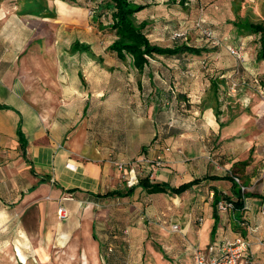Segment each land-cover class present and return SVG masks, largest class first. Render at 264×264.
Segmentation results:
<instances>
[{
    "label": "rangeland",
    "instance_id": "rangeland-1",
    "mask_svg": "<svg viewBox=\"0 0 264 264\" xmlns=\"http://www.w3.org/2000/svg\"><path fill=\"white\" fill-rule=\"evenodd\" d=\"M56 1H50L53 10L56 9ZM140 1L156 6L153 10L157 15L148 21L149 25L145 29L153 44L161 47L190 45L206 49L200 56L184 54L179 59L157 58L153 60L157 62L151 64V70L154 71L166 69L180 73L182 79L178 87L187 91L185 96L181 95L172 101L167 96L154 94L155 91L152 89L155 86H150L147 75L150 66L146 69V73L144 72L146 75L140 74L133 64L129 65V58L121 62L116 54L107 51V46L114 40V34L98 30V25H94L91 18L101 0H78L85 8L84 23L85 28L89 30L88 33L82 28H74L57 16L47 21L41 18L34 19L30 23V26L36 28L34 40L40 38L52 42L59 41V45L57 42L58 48L54 49V52L52 49L51 53L37 47L29 48L27 53L23 54L21 62L16 67H18L17 76L25 82L27 93L31 94L32 98L37 94L35 96L38 102L44 104L46 92L59 93L60 70L67 72L69 88L77 82V72H80V80L77 82L79 87L93 90L94 95L100 93L99 96H94L98 97V101L88 111V118L91 119L89 129L94 137L106 139L112 135L129 155L135 154L141 143H146L145 146L147 145L148 148L159 146L160 154L173 152L180 155V161L188 165L186 171L190 169L192 171L194 167L191 164L193 161L189 160L191 156L189 152H179L177 146L173 144H163L162 147L160 137L152 141L150 139L154 137L158 124L161 127L160 123L165 133V127L174 126L173 128L179 130V134H186L187 137L201 136L203 117L201 113L195 116L197 109L195 110L193 101L200 106L215 103L213 88L211 90L208 87L209 77L217 76L220 78L219 81H223V87L227 89L226 93H220L221 98H230L234 101L231 112L234 110L242 114V124L236 134L229 135L221 143L218 141L210 143L207 138L204 139V145L211 153L210 160L207 163L199 161L194 169L234 174L241 178V184L247 186L246 192L264 197V62L257 61L259 50L257 37L238 35L233 25L235 21L247 20L260 23L264 19V0H187L185 5L175 0ZM200 19L204 20L206 27L212 30L214 37H207L197 28L196 23ZM64 25L67 26L65 29ZM82 31H85V35ZM95 31L98 35L96 41L93 33ZM177 34L181 37L175 36ZM78 38L84 44H87L86 42L92 44L99 58L93 55L95 57L92 59L87 52L72 54L71 47H65ZM189 94L196 97L190 98ZM190 99L192 102H188ZM39 107L43 109L44 106L41 104ZM39 114H43L42 111H39ZM53 114L56 117L58 115V113ZM68 114L73 121L79 117V112L76 110H71ZM160 135L162 136V131ZM139 142L140 144H137ZM223 151L226 153L221 154ZM185 153L189 159H186ZM140 154L142 155V152ZM163 163L164 161L162 165ZM12 174V171H0V198L7 207L6 212L9 217L5 225H0V260L4 264H21L11 255L14 249L11 247L12 233L17 234V230L20 236L28 235L32 242V254L27 264H93L90 259L82 256V244L84 240L87 244L88 242L86 235H83L85 228L81 224L73 231L74 234L68 242L61 240L71 219L70 214L68 216L70 218L66 221L59 216V209L65 205L63 198L76 205L73 217L77 220L83 217L87 221V216H84L85 209L90 211L88 219L95 218L93 234L91 226H88L87 230L89 238L95 234L102 244L98 264H110V260L114 261L111 262L112 264H141L142 259L138 256L140 253L137 252L134 243L129 242L131 235L135 236V231L147 236V245L152 244L154 249L164 252L163 255L158 254L159 258L153 254L145 255L143 264H163L166 263L165 260L175 262L180 258L173 257L166 246L156 241L157 234L167 231L181 236L184 241L186 236L182 233L189 223L190 215L195 213L192 224L199 227L203 218L201 213L207 202L205 199H198L199 193L201 197L207 195L204 191L180 197L182 209L176 212L178 222L166 219L154 220L155 216L150 214V211L155 209L160 201L144 192L140 194L137 192L134 197L126 199H99L96 201L97 204L92 203L90 197L82 195L73 197L62 195L60 199H53L50 193L34 194L30 202L25 204L27 195L21 193L22 186L27 185L25 174L21 171L20 194L11 187ZM124 179L123 176L120 186L127 188ZM104 189L106 191L108 188ZM23 193L26 194V191ZM169 202L175 204L172 199H169ZM49 205L54 208L51 216L48 215ZM19 206L23 208L17 214ZM113 213L116 215L115 220ZM10 218L18 219L16 224L12 225ZM73 244H76V247L81 246L78 249L79 256ZM127 244L130 250L125 251V254L123 246ZM109 248L119 251L117 256L112 255L113 252ZM261 258L264 259V256Z\"/></svg>",
    "mask_w": 264,
    "mask_h": 264
},
{
    "label": "crops",
    "instance_id": "crops-1",
    "mask_svg": "<svg viewBox=\"0 0 264 264\" xmlns=\"http://www.w3.org/2000/svg\"><path fill=\"white\" fill-rule=\"evenodd\" d=\"M28 1L0 0V105L5 106V108H0V171H12L11 187L15 188L18 194H20L19 179L21 178V171L25 174L27 185L22 186L23 189L21 191L24 196H28H25L27 198L25 199V204L30 202L34 194L46 195L48 193L52 195L53 199H60L62 195L72 197L75 195L87 196L91 198L90 201L92 203L97 204V199L91 195H103L111 191L126 189L120 186L124 174L122 170L118 169V162L130 163L140 158H145L148 162H157V158L161 155L164 161L162 167L148 165V162H146L138 168V171H141V178L149 177L152 182L168 183L172 187H179L184 183H190L197 179H200V181L181 195L166 193H157L165 195H155L146 192L142 187H138L133 196L118 197V199L134 197L137 192L138 194L144 192L150 196H155L160 202H158L155 209H151L150 211V214L155 216L154 220L166 219L167 221L178 222L179 219L176 218V214L178 213L176 212L182 209L180 207L182 206V203L179 201L180 197L194 192H207V195L202 197L200 193L198 194V199L201 198L207 201L204 204L203 213H201L203 215L202 223L199 227H195L192 224L195 213H192L188 219L189 223L182 233L186 236L184 241L181 239V236H176L167 231L157 234L156 241L162 246H166L173 257L180 258L175 262L165 260L166 263L163 264H195L194 252L196 249L207 250L210 246H215V252L217 253L222 243L226 241L233 242L238 238L249 240L255 260L264 264V259L261 258L264 256V202L261 203L264 201V197L254 193L257 196L246 198L245 208L242 212H236L234 209L227 212H220L218 210L219 222L217 230L213 235L212 229L215 224L213 209L214 192L218 191L225 197H233V185L228 180H211L207 177H223L233 174H223L218 171H197L194 169L196 168V163L199 161L207 163L210 160L211 153L205 147L204 139L207 138L210 143L212 141L221 143L229 135L236 134L242 124V114L236 113L234 110L231 112L234 101L230 98L222 99L220 96L221 92H227V89L223 87V81H219L220 78L214 75L209 77L210 85L208 89L211 88L212 90L213 87L218 85V91L215 90L212 94L215 103L200 106L196 101H193L195 102V110L197 109L195 116L201 113L203 117V129L200 130L202 131L200 132L201 136L191 135V137H187L186 134H179V130L173 128L174 126H170V128L165 127V133V130L163 131L161 128L163 125L160 123L161 127L158 124L154 137L150 139L152 141L156 137H160L162 147H164L163 144H173V146H177L179 152H189L191 154L190 159L185 154L186 159L193 161L191 163L194 167L192 171L191 169L186 171L188 165L180 161V155L173 152L170 154L164 153L165 155L160 154L158 152L161 149L159 146L148 148L147 145L145 146L146 143L140 144L139 142L137 144L141 146H138L137 152L129 155L124 152L120 146L121 143L118 144L112 135L106 139L92 135L89 129L91 128V119L88 118V111L98 101V97L94 96H99L100 93H95L94 95L93 90H85L83 86L82 88L79 87L77 82L80 80V72H77V82L72 84L74 87L69 88L67 84V72L60 70L61 74L58 78L60 84L59 93L53 91L46 92L44 104L38 102L36 98L37 94L32 98L31 94L27 93L26 84L17 76L18 67H16L21 62L23 54L27 53L29 48L37 47L45 50L47 53H51L52 49L54 52V49L58 48L57 42L59 45V41L52 42L40 38L36 39V41L33 39L36 28L30 26V23L34 19L41 18L47 21L51 20L52 17H39L30 14L32 12L29 11L34 8L33 4H30L31 2ZM50 1H48L49 9L46 11L47 15L50 16L51 12H55V16L60 20H65L74 28H82L88 33L89 30L85 28L84 23L86 17H84L83 10L85 8L83 6L73 9L71 13L64 12L63 17H61L57 2L56 9L53 10L50 7ZM135 2L142 3L140 0H135ZM154 7L156 6H151V8L137 14L138 22L141 23L145 20L154 19L157 15L156 11L153 10ZM91 18L92 23H94L95 19L93 16ZM65 27L67 26L64 25V29ZM82 33L85 35V31H82ZM93 33L96 41L98 35L96 31ZM78 40L81 42V39L78 38ZM31 41L33 42L32 44ZM73 42L65 47H71ZM86 43L90 45L89 42ZM90 46L93 54H88V56L92 59L95 57L93 55L98 57L99 54L93 49L94 46L92 44ZM101 58L103 59V57ZM129 60V65L131 66L132 60L130 58ZM156 62L152 61L151 64ZM150 70L147 75L148 80H150V86H155L152 89V91H155L154 94L167 96L172 101L186 94L187 91L185 89L181 90L178 87L180 79H182L180 78V73L166 69L165 71L163 69L158 71ZM145 73L143 75H146ZM225 84H227V81ZM80 85H82L81 81ZM188 96L193 99L196 97V95L190 94ZM188 102H192L191 99ZM41 104L44 106L43 109L39 107ZM228 104L231 106H228ZM71 110L79 112V117L75 121L68 114ZM154 110H156V107H154ZM39 111H42L43 114H39ZM53 113H58L57 117ZM156 126L157 123L155 124ZM20 127L22 128L24 142L26 143L25 154H23V148L18 136ZM160 131H162V136L160 135ZM140 152H142V155ZM225 153L223 151L221 154ZM123 184L125 185V183ZM106 187L108 189L105 191L104 188ZM125 187L128 186L125 185ZM71 190H75V192H68ZM25 191L26 194L23 193ZM63 199L65 202L63 206L70 214L71 219L69 220L66 233L61 236V240L68 242L74 234L73 231L81 224L85 228L83 235H86L88 242L87 244L84 240V244H82V256L90 259L93 264H98L102 244L95 237V234L92 235V238H89L87 230V227L91 226L93 234L96 222L95 218L93 217L92 220L88 219L90 211L85 209L84 216H87V221L83 217L81 220H77V218L73 217V210H76V205L71 203L67 198ZM102 199L117 198L107 197ZM169 199L175 201V204H170ZM51 206L49 205L48 207V215H53L54 208ZM6 208L0 198V225L2 226L9 219ZM22 208L19 206L16 213L18 214ZM50 209L52 210L51 213ZM168 209H171V211ZM113 216V220H115V213H113ZM17 220L12 218V225L16 224ZM134 234L139 238L131 235L129 242L134 243L137 252L140 253L138 256L142 259L141 264H143L145 255L153 254L157 258H159L158 254L163 255L162 253L164 252L162 250H156L152 244H146V235H142L141 232L137 231ZM11 242V247H14L11 255L18 263L27 264L32 254V242L29 236H23V234L20 236V232L17 230V234L12 233ZM73 245L78 253V249L81 246L79 247L78 245L76 247V244ZM17 247H20L26 256L27 263L22 262L18 255ZM128 249L130 250L128 244L123 246V252H127ZM109 250L113 252L112 255L114 256H117V253H119V251H114L112 248H109ZM43 255L45 256V252ZM111 262L114 263V261L110 260V264H112ZM0 264L4 263L0 260Z\"/></svg>",
    "mask_w": 264,
    "mask_h": 264
},
{
    "label": "trees",
    "instance_id": "trees-1",
    "mask_svg": "<svg viewBox=\"0 0 264 264\" xmlns=\"http://www.w3.org/2000/svg\"><path fill=\"white\" fill-rule=\"evenodd\" d=\"M72 6L80 7L81 4L78 0H62ZM183 5L187 4V0H175ZM30 4H35L30 14L39 17H54L55 13H51L50 16L46 14L49 9L46 0H29ZM151 8V4L136 3L135 0H101L100 5L97 6V10L94 12V23L98 29L102 32H111L114 34V40L107 47V51L117 55L118 59L122 62L127 58L132 60L134 68L143 74L146 69L151 66V62L157 58H180L184 54L202 55L206 49L197 48L190 45H176L173 47H161L152 43L148 34L145 32L147 28L148 20L141 23L137 20V14ZM31 9V8H30ZM93 13V12H92ZM104 18L106 21H104ZM234 27L238 35H255L258 39L259 50L257 52V61L264 62V19L260 23H254L250 20L247 21H235ZM70 51L72 54L84 53L93 54L91 46L81 43L76 40L71 45ZM264 84V83H263ZM214 85V82H213ZM264 86V85H263ZM218 89V85L213 87V92ZM185 98V97H183ZM0 108L5 106L0 105ZM18 136L20 144L23 148V154H25L26 143L24 142V135L22 128L18 130ZM246 164V163H244ZM236 175L209 176L207 178L211 180H228L233 185V197L222 196L218 191L214 192L213 197V209L215 224L212 229L213 235L215 234L219 222L218 216V203L222 200L230 202L234 206L236 212H242L245 208V200L248 197H255L254 193H249L242 190V187H247L245 184H240L235 180ZM238 177V176H237ZM241 179L240 177H238ZM200 179L194 180L190 183H184L179 187H172L168 183L152 182L149 177L141 178L138 185L133 187H127L125 190H115L106 194L91 195L95 199H102L107 197H130L134 195L136 188L142 187L146 192L150 194L166 193L171 195H181L186 190L190 189ZM70 193L75 190L68 191Z\"/></svg>",
    "mask_w": 264,
    "mask_h": 264
},
{
    "label": "built area",
    "instance_id": "built-area-1",
    "mask_svg": "<svg viewBox=\"0 0 264 264\" xmlns=\"http://www.w3.org/2000/svg\"><path fill=\"white\" fill-rule=\"evenodd\" d=\"M196 26L207 37H214L212 30L209 27H206L204 20L200 19L196 23ZM175 36L181 37L180 34ZM162 161L163 157L159 155L157 162H148L145 158H140L130 163L118 162L117 167L119 170H122V173L125 176L126 186L133 187L138 185L141 179V171H138V168L143 163L148 162V165L161 167ZM235 180L240 183V179L237 176L235 177ZM242 190L244 192L245 187H242ZM233 209L234 206L230 202L222 200L218 203V210L221 212H227ZM59 216L62 220H65L68 218L69 213L64 207H61L59 209ZM174 227L176 229L178 228V226ZM215 249V246H210L207 250L196 249L194 252L195 264H262L255 260L251 249V243L246 238H238L233 242L226 241L225 243H222L217 253L215 252Z\"/></svg>",
    "mask_w": 264,
    "mask_h": 264
},
{
    "label": "bare ground",
    "instance_id": "bare-ground-1",
    "mask_svg": "<svg viewBox=\"0 0 264 264\" xmlns=\"http://www.w3.org/2000/svg\"><path fill=\"white\" fill-rule=\"evenodd\" d=\"M56 2L58 4L59 11L61 13V17H63L64 12L71 13V11H73V9L77 8V7H73V6L69 5L68 3L60 1V0H57ZM17 252H18V255L20 256L22 262L27 263V258L24 255V253L21 251L20 247L19 248L17 247Z\"/></svg>",
    "mask_w": 264,
    "mask_h": 264
}]
</instances>
